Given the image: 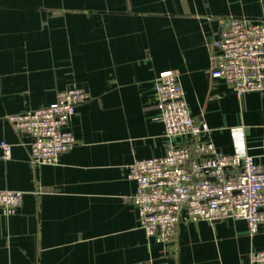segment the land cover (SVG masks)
<instances>
[{
	"label": "crops",
	"instance_id": "0c3cea01",
	"mask_svg": "<svg viewBox=\"0 0 264 264\" xmlns=\"http://www.w3.org/2000/svg\"><path fill=\"white\" fill-rule=\"evenodd\" d=\"M229 17L264 18V0H0V190L23 191L0 211V264H251L264 226L242 219L181 221L174 245L146 236L128 165L160 157L166 139L154 79L178 75L190 115L217 150L264 164V92L241 97L209 72ZM87 99L55 165L29 161L31 138L7 116L49 105L70 86ZM176 139V142H181Z\"/></svg>",
	"mask_w": 264,
	"mask_h": 264
},
{
	"label": "built area",
	"instance_id": "2783aa9c",
	"mask_svg": "<svg viewBox=\"0 0 264 264\" xmlns=\"http://www.w3.org/2000/svg\"><path fill=\"white\" fill-rule=\"evenodd\" d=\"M210 78L221 79L237 97L264 92V18L229 17L213 42ZM158 120L166 139L164 155L137 159L127 176L136 187L130 197L146 236L174 245L181 221L242 219L253 234L264 226V164L245 151L225 154L205 139L210 129L189 112L178 75L161 72L154 79ZM87 99L75 85L56 93L49 105L7 116L19 133L30 136L28 157L34 165H55L73 148L76 139L67 130L76 106ZM181 139V142H176ZM1 158L11 157L12 145L1 141ZM23 191L0 190V211L13 214ZM251 264H264V250L252 251Z\"/></svg>",
	"mask_w": 264,
	"mask_h": 264
}]
</instances>
